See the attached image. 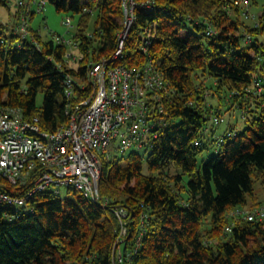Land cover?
<instances>
[{"label": "trees", "instance_id": "1", "mask_svg": "<svg viewBox=\"0 0 264 264\" xmlns=\"http://www.w3.org/2000/svg\"><path fill=\"white\" fill-rule=\"evenodd\" d=\"M48 1L78 15L81 60L58 69L67 48L53 36L21 40L0 23V109L52 133L93 91L87 66L117 50L123 13L120 0ZM153 2L135 10L118 61L152 62L163 75L164 89L148 99L149 146L100 155L98 203L72 189L64 199L44 190L21 206L0 202V264H264V219L228 218L264 206V6L251 17L240 0ZM33 187V176L18 185L0 177L14 199Z\"/></svg>", "mask_w": 264, "mask_h": 264}, {"label": "built area", "instance_id": "2", "mask_svg": "<svg viewBox=\"0 0 264 264\" xmlns=\"http://www.w3.org/2000/svg\"><path fill=\"white\" fill-rule=\"evenodd\" d=\"M84 3L86 0H70ZM251 0H240L251 17L248 7ZM123 17L122 31L118 36V48L112 57L103 63H89L86 76L93 83V91L88 97L70 107L66 114L68 123L53 133L42 131L35 122H26L16 110L0 109V177L10 185L24 183L30 172H35L34 189L24 199H14L0 192V202L23 205L37 191H44L65 185L78 190L84 197L98 203V181L102 160L114 152L127 153L142 151L149 146L152 133L146 120L149 96H155L164 89L162 73L152 62H146L136 69H128L116 62L121 57L124 40L128 35L135 10L150 11L155 6L153 0H120ZM17 21L14 33L21 40L34 39L30 21L34 14L42 12L46 0H18ZM84 13L91 10L84 8ZM250 16L246 15L245 18ZM71 27L69 17L63 22ZM212 33V30L209 31ZM57 45L67 51L62 65L70 67L81 60L78 47L72 37L48 33ZM36 35H39L36 32ZM76 52V53H74ZM74 78L67 76L65 96L72 95ZM162 109L159 110V113ZM223 118L213 117L217 126ZM35 121V120H34ZM226 137H234L235 132H227ZM224 137H220L223 143ZM114 142V143H113ZM194 145H198L197 142ZM122 215V211L118 213ZM242 218L247 221L264 219V206L236 208L228 213V218ZM226 227L225 232H229ZM124 234V230L122 231Z\"/></svg>", "mask_w": 264, "mask_h": 264}, {"label": "rangeland", "instance_id": "3", "mask_svg": "<svg viewBox=\"0 0 264 264\" xmlns=\"http://www.w3.org/2000/svg\"><path fill=\"white\" fill-rule=\"evenodd\" d=\"M5 1H6L5 4L0 3V22L3 23L7 21L9 22L10 20L12 21L15 14L18 13V5H17L18 0H5ZM255 1H256V5H252V6L249 5L248 11L250 12L251 10L252 13L254 14L253 16L259 17L261 15L260 10L262 9V6H264V0H255ZM68 4L69 5L71 4L70 0ZM67 17L71 19V27H66L63 24V22L66 20ZM77 17L78 15L73 14V12L69 10L66 12L57 11L54 4L46 0V5L43 8L42 12L39 14H34L32 16L30 25L33 29L37 30L42 37H49L48 33H55L56 35H60L65 38H68V37H72L76 31ZM94 18H95L94 15H92L88 32H90L93 28ZM247 20L248 23L251 21V19H247ZM10 22L8 23L9 25ZM212 103L215 104L217 103V101H213ZM227 118L228 116L225 115L223 120L226 122ZM233 119H235V121L237 122L238 128L241 129L242 120L240 119V116H235ZM219 128L223 129V127H219ZM108 151L110 155L119 154L118 152H114L113 148L111 147L108 149ZM140 152L143 153L144 151L142 150ZM55 191L58 192V196L61 199H64L70 195L68 194V188L66 186H60L56 188ZM14 207L17 208L16 205H14Z\"/></svg>", "mask_w": 264, "mask_h": 264}, {"label": "bare ground", "instance_id": "4", "mask_svg": "<svg viewBox=\"0 0 264 264\" xmlns=\"http://www.w3.org/2000/svg\"><path fill=\"white\" fill-rule=\"evenodd\" d=\"M251 20H253V22H254V20H256V19H251ZM123 29V28H122ZM122 31V30H121ZM130 31V30H129ZM129 31H128V33H129ZM121 33V32H120ZM212 33L213 34H218V32L214 29V28H212ZM114 54V53H113ZM112 57V56H111ZM110 57V58H111ZM108 61V60H107ZM119 61V60H118ZM116 62L117 64H120L119 62ZM103 62H105V61H100V62H97V63H103ZM122 65V64H121ZM124 66V65H123ZM125 67V66H124ZM162 78H163V75H162ZM88 79V81H90L89 80V78H87ZM91 82V81H90ZM92 83V82H91ZM92 86L94 87V85H93V83H92ZM81 101V100H80ZM79 101V102H80ZM78 103V102H77ZM76 103V104H77ZM63 127V126H62ZM61 128V127H60ZM55 132V131H54ZM48 133V132H47ZM53 133V132H52ZM101 175V174H100ZM30 178L33 176V178H34V176H35V172L33 171V172H30L29 173V175H28ZM35 179V178H34ZM100 179V178H99ZM6 182V181H5ZM7 183V182H6ZM34 183H35V180H34ZM10 185V184H9ZM61 186H65V185H61ZM58 187H60V186H58ZM58 187H56V188H58ZM68 189H72V190H74V191H76L79 195H81L82 197H84L78 190H76V189H74L73 187H71V186H66ZM33 189H34V187H33ZM98 189H99V181H98ZM50 191H52L54 194H56L55 192H54V190L53 189H49ZM1 192V191H0ZM58 193V192H57ZM57 195V194H56ZM85 199H87V200H89V201H91L90 199H88V198H86V197H84ZM99 198H101L100 197V194H99ZM22 199H24V198H22ZM91 202H93V203H95L94 201H91ZM26 203V201L23 203V204H25ZM21 206V205H20Z\"/></svg>", "mask_w": 264, "mask_h": 264}, {"label": "crops", "instance_id": "5", "mask_svg": "<svg viewBox=\"0 0 264 264\" xmlns=\"http://www.w3.org/2000/svg\"><path fill=\"white\" fill-rule=\"evenodd\" d=\"M5 1V0H4ZM6 2V1H5ZM16 20H17V13L15 14V16L13 17V19H12V21L10 22V25H12V27L14 28V25H16ZM8 21L7 22H5V23H3V22H0V23H2V24H8L9 23ZM31 26V25H30ZM32 28V27H31ZM33 29V28H32ZM33 31H35V32H38L37 30H35V29H33ZM39 33V32H38ZM53 34H55V33H53ZM40 35V34H39ZM56 35V34H55ZM221 131H223V129L222 128H219V131H217L218 133H220Z\"/></svg>", "mask_w": 264, "mask_h": 264}]
</instances>
